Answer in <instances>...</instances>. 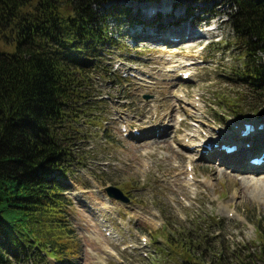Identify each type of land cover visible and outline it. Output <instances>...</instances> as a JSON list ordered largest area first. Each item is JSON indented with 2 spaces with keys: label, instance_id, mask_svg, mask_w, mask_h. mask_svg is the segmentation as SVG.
I'll return each instance as SVG.
<instances>
[{
  "label": "rangeland",
  "instance_id": "1",
  "mask_svg": "<svg viewBox=\"0 0 264 264\" xmlns=\"http://www.w3.org/2000/svg\"><path fill=\"white\" fill-rule=\"evenodd\" d=\"M103 9L114 11L106 23L119 40L104 57L102 71L90 75L91 98L86 102L94 106L76 125L75 162L66 180L73 238L62 236L69 251L61 263L47 254L46 260L29 264H163L160 250L175 240L178 247L186 232L199 251H192L194 259H181L183 251L177 249L176 264H227L236 253L245 262L263 264L255 258L258 236L252 222L260 220L264 228V172H242L245 163L237 164L236 154L224 159L227 169L215 161L216 167L206 163L199 152L183 162L176 151L187 134L198 132L202 140L211 141L238 126L243 130L253 121H264V101L237 77L244 59L227 21V6L219 0H122ZM204 22L215 30H203ZM185 26L204 35L199 42L189 41L196 42L193 48L151 41L172 29L182 32ZM258 57L264 64V53ZM175 61L182 64L173 69ZM186 62L191 66L184 67ZM186 69L193 76L183 81L181 71ZM194 99L203 109L189 119L186 103ZM176 110L186 113L176 115ZM161 113L174 114L172 122L160 120ZM130 125L141 135L131 137ZM161 133L165 140L158 138ZM234 166L241 172H232ZM110 186L130 202L110 200L105 193ZM205 234L207 243L200 245Z\"/></svg>",
  "mask_w": 264,
  "mask_h": 264
},
{
  "label": "trees",
  "instance_id": "2",
  "mask_svg": "<svg viewBox=\"0 0 264 264\" xmlns=\"http://www.w3.org/2000/svg\"><path fill=\"white\" fill-rule=\"evenodd\" d=\"M119 1L0 0V264L39 263L47 254L61 263L69 251L62 236L73 238L66 180L75 162L76 125L94 106L86 102L90 75L102 71L104 57L117 47L119 38L106 23L116 9L103 7ZM219 1L228 8L227 21L242 50L239 82L264 101L258 57L264 53V0ZM255 221V258L264 264V228ZM188 233L178 247L175 240L160 250L163 264H176L179 248L181 259H194L199 245ZM245 261L236 253L227 264H252Z\"/></svg>",
  "mask_w": 264,
  "mask_h": 264
},
{
  "label": "bare ground",
  "instance_id": "3",
  "mask_svg": "<svg viewBox=\"0 0 264 264\" xmlns=\"http://www.w3.org/2000/svg\"><path fill=\"white\" fill-rule=\"evenodd\" d=\"M186 27H184V31H176L175 29H172L169 31V33L164 34V35H160L158 38L155 36L151 37V41L152 42H161V44H167V43H173V41L171 40L172 38H176L177 42H175L176 44L178 43H185L187 44L186 48H193L195 47V43L193 42L192 44H188L189 41L192 40H199V38H204V35H197L194 32L188 31L186 30ZM207 31H210V29H208ZM145 38V37H144ZM148 39V38H145ZM199 42V41H198ZM172 63V67L173 69L176 68V64H182V63H178L177 61L175 62H171ZM192 62H186L184 63V67L186 66H191ZM173 69L169 70L168 72L172 73V72H176L173 71ZM185 73H189L190 77L189 79L193 76V72L190 71V69H186L184 71H181V76ZM144 74V73H141ZM141 75L137 74V76L135 77L138 81L144 83L146 82V80L144 78H142ZM147 83V82H146ZM197 99H194V101L192 103H186V105H189L188 107L186 106V110L189 111L190 113H186L185 111H178L176 110V115L183 113L187 115V117L189 119H192L194 116V112L203 109V105H201V102L198 101ZM177 106L179 108V103L177 102ZM193 110V111H191ZM160 120L165 119V121L167 122H172V119L174 117V114H164L161 113L159 115ZM252 124L254 125V131L252 133H250L247 137H238L237 139H234L233 137V130H228L226 132L221 133L218 136H215V138L213 140L210 141V139L208 140H202L201 137H199L198 132L194 135H185L183 137V141L184 143L181 144V142L177 143V152L181 154V156L183 157V162H190L191 160V156L190 154L194 153V152H199L200 154V158L203 159L206 163L215 166L214 161L217 162V164H220L221 167H225V168H230L229 165L225 162V158L228 156L226 152H224L221 148L222 147H226V148H230L235 146L236 147V155H239V161L237 164H241V161H243V163H245V167L242 170V172H248V173H255L257 174V172H264V168L263 167H252L250 165H248V161L250 160V158H253L257 155L256 149L258 147H254L255 145H253L252 143V138L255 137V135H262L264 136V130L259 129V127L264 124L263 121H253ZM239 126L236 128V130L234 131H239ZM241 129V128H240ZM165 133H167V131L164 130ZM184 132V131H183ZM180 130L176 129V134H179ZM166 135H164V133H161L160 136L158 137L160 140L163 139L165 140ZM212 136V135H211ZM187 139V141H186ZM246 139H250L251 141H248L249 145L248 146H243L242 144H244L243 142ZM178 141H180L179 139H177ZM186 142V143H185ZM197 142V143H194ZM192 143V144H190ZM194 143V144H193ZM157 144V141H155V143L153 145ZM152 146V144H149ZM148 145V146H149ZM206 145H211V148L207 151ZM192 147H195L194 149H191ZM264 154V152H263ZM234 155V154H233ZM230 155V156H233ZM214 156L217 157L216 160H214ZM191 167V164H188ZM216 167V166H215ZM238 171L237 173H240V169H238V166H234L231 168L232 172ZM192 173L194 175V169L192 168ZM191 174V173H190ZM196 174V173H195ZM189 175V174H188ZM264 175V174H262ZM177 181V180H176ZM256 185V183H255ZM263 192V191H261ZM186 198H188V194L185 193Z\"/></svg>",
  "mask_w": 264,
  "mask_h": 264
},
{
  "label": "water",
  "instance_id": "4",
  "mask_svg": "<svg viewBox=\"0 0 264 264\" xmlns=\"http://www.w3.org/2000/svg\"><path fill=\"white\" fill-rule=\"evenodd\" d=\"M146 1L148 0H139V2H146ZM105 193L109 199L115 202H119L122 204H128L130 202L129 198L121 190H119L116 187H112V186L106 187Z\"/></svg>",
  "mask_w": 264,
  "mask_h": 264
}]
</instances>
